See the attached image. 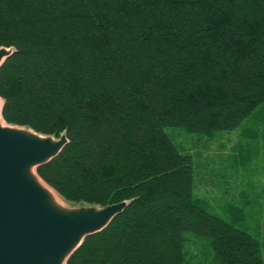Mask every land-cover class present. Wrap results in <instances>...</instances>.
Listing matches in <instances>:
<instances>
[{
	"label": "trees",
	"instance_id": "16d2710c",
	"mask_svg": "<svg viewBox=\"0 0 264 264\" xmlns=\"http://www.w3.org/2000/svg\"><path fill=\"white\" fill-rule=\"evenodd\" d=\"M3 119L69 143L38 175L71 206L129 202L67 264H264V240L195 193L167 128L264 136V0H0Z\"/></svg>",
	"mask_w": 264,
	"mask_h": 264
},
{
	"label": "water",
	"instance_id": "95a60500",
	"mask_svg": "<svg viewBox=\"0 0 264 264\" xmlns=\"http://www.w3.org/2000/svg\"><path fill=\"white\" fill-rule=\"evenodd\" d=\"M13 53L0 48V69ZM1 100L0 264H67L85 239L109 227L129 202L102 208L57 202L53 193L57 192L37 169L62 153L69 143L67 136L57 139L4 125Z\"/></svg>",
	"mask_w": 264,
	"mask_h": 264
},
{
	"label": "rangeland",
	"instance_id": "374dc122",
	"mask_svg": "<svg viewBox=\"0 0 264 264\" xmlns=\"http://www.w3.org/2000/svg\"><path fill=\"white\" fill-rule=\"evenodd\" d=\"M254 126L247 121L235 131L211 137L181 128H167L166 132L180 150L194 158L196 195L213 212L257 231L264 240V136H250ZM56 197L60 204L71 206L58 194ZM187 237L186 264H213L209 242L191 234Z\"/></svg>",
	"mask_w": 264,
	"mask_h": 264
},
{
	"label": "crops",
	"instance_id": "0c3cea01",
	"mask_svg": "<svg viewBox=\"0 0 264 264\" xmlns=\"http://www.w3.org/2000/svg\"><path fill=\"white\" fill-rule=\"evenodd\" d=\"M223 217V216H222ZM225 218V217H224ZM227 220H229V219H227ZM230 222H232V223H234V224H236V225H238V226H242V225H239L236 221H232V220H229Z\"/></svg>",
	"mask_w": 264,
	"mask_h": 264
},
{
	"label": "bare ground",
	"instance_id": "6f19581e",
	"mask_svg": "<svg viewBox=\"0 0 264 264\" xmlns=\"http://www.w3.org/2000/svg\"><path fill=\"white\" fill-rule=\"evenodd\" d=\"M3 121H4V120L2 119V123H3ZM3 124H4V123H3ZM4 125H5V124H4ZM44 185H45V184H44ZM53 193H54L55 198H56V200H57V202H58V199H57V197H56V194H57V193H55V192H53Z\"/></svg>",
	"mask_w": 264,
	"mask_h": 264
}]
</instances>
